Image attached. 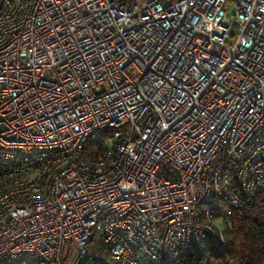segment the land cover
<instances>
[{
    "label": "built area",
    "instance_id": "built-area-1",
    "mask_svg": "<svg viewBox=\"0 0 264 264\" xmlns=\"http://www.w3.org/2000/svg\"><path fill=\"white\" fill-rule=\"evenodd\" d=\"M261 193L264 0H0V264H206Z\"/></svg>",
    "mask_w": 264,
    "mask_h": 264
},
{
    "label": "trees",
    "instance_id": "trees-1",
    "mask_svg": "<svg viewBox=\"0 0 264 264\" xmlns=\"http://www.w3.org/2000/svg\"><path fill=\"white\" fill-rule=\"evenodd\" d=\"M232 217L233 230L227 250L222 255L211 256L206 264H264V193L247 206L234 210ZM202 259L199 257L198 262ZM185 264L199 263L186 259Z\"/></svg>",
    "mask_w": 264,
    "mask_h": 264
},
{
    "label": "rangeland",
    "instance_id": "rangeland-1",
    "mask_svg": "<svg viewBox=\"0 0 264 264\" xmlns=\"http://www.w3.org/2000/svg\"><path fill=\"white\" fill-rule=\"evenodd\" d=\"M232 8H233V3H229L228 5H227V10H232Z\"/></svg>",
    "mask_w": 264,
    "mask_h": 264
},
{
    "label": "water",
    "instance_id": "water-1",
    "mask_svg": "<svg viewBox=\"0 0 264 264\" xmlns=\"http://www.w3.org/2000/svg\"><path fill=\"white\" fill-rule=\"evenodd\" d=\"M234 14H235V10H232L231 12L228 13V17H231Z\"/></svg>",
    "mask_w": 264,
    "mask_h": 264
}]
</instances>
